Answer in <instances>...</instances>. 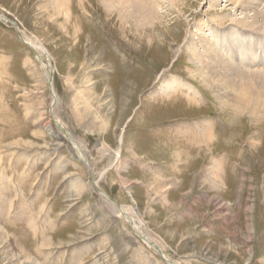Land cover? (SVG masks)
<instances>
[{"label": "rangeland", "instance_id": "rangeland-1", "mask_svg": "<svg viewBox=\"0 0 264 264\" xmlns=\"http://www.w3.org/2000/svg\"><path fill=\"white\" fill-rule=\"evenodd\" d=\"M210 2H163L153 26L108 0H0V264H170L101 187L176 264H264V111L220 100L188 49L235 13Z\"/></svg>", "mask_w": 264, "mask_h": 264}, {"label": "bare ground", "instance_id": "bare-ground-1", "mask_svg": "<svg viewBox=\"0 0 264 264\" xmlns=\"http://www.w3.org/2000/svg\"><path fill=\"white\" fill-rule=\"evenodd\" d=\"M166 1L175 5L177 0H108L111 5L120 6L119 11L121 14H124L126 11L132 12L136 16L137 23L141 22L153 26L158 21L157 19L161 17V14H163L164 9L161 3ZM218 2H224L225 9L227 7H234L235 13H228L227 16H223L224 18L217 13L214 18L210 19V22L213 23L211 28H208L210 27L208 23H199L197 37H194L188 46L191 59L195 63L198 73L202 76L204 84L211 87L214 91H219L218 98L220 100L224 96H231L232 106L234 107H242L243 109H248L249 112L264 111V0H211L210 5L216 6ZM259 5L263 7L260 8ZM249 10L254 11L253 13L251 12L252 15H250ZM236 11H239L243 16L239 15L238 17L239 13L237 14ZM226 20L231 23H228L226 27H222ZM231 27L232 30H230ZM208 29L209 32H207ZM25 41L34 49L46 78L51 87H53L52 74L54 66L51 63L50 53L48 54L44 46L32 37L26 36ZM240 53L245 58L240 56ZM169 83L179 86L175 79L170 80ZM173 86H171L172 91L176 87ZM54 89L52 88L53 91ZM195 93L197 94V92ZM66 134L70 138L69 133ZM123 138V136L120 137L121 145ZM71 141L83 161L87 163L90 159L86 156L80 142L74 139ZM116 156L118 158L119 153ZM107 170L108 168H105L100 173L99 180H95L98 188L102 186L99 187L98 185L101 184L102 175ZM75 181H77L78 185L82 186V179L77 177ZM100 192L106 201L108 199L112 201L104 188L101 187ZM112 203L115 208L114 211L120 217H125L132 223L136 232H139L140 237L149 246H152L154 249L159 247L162 250V257L170 264L174 263L163 247L141 230V225L137 223L131 207ZM156 251L160 253L157 249ZM27 261L32 264L31 259H27Z\"/></svg>", "mask_w": 264, "mask_h": 264}, {"label": "water", "instance_id": "water-1", "mask_svg": "<svg viewBox=\"0 0 264 264\" xmlns=\"http://www.w3.org/2000/svg\"><path fill=\"white\" fill-rule=\"evenodd\" d=\"M111 199H112V201L115 202V199H114V198H111ZM156 249L160 252V254L162 253V252H161L162 250H161L159 247H157ZM173 264H174V263H173Z\"/></svg>", "mask_w": 264, "mask_h": 264}, {"label": "crops", "instance_id": "crops-1", "mask_svg": "<svg viewBox=\"0 0 264 264\" xmlns=\"http://www.w3.org/2000/svg\"><path fill=\"white\" fill-rule=\"evenodd\" d=\"M120 205H121V204H120ZM111 212H112V211H111ZM113 214H114V213H113ZM139 249H140V248H139ZM143 250H144V249H142V250L140 249V250H138V251H139V253H142ZM147 251H148V250H147Z\"/></svg>", "mask_w": 264, "mask_h": 264}]
</instances>
